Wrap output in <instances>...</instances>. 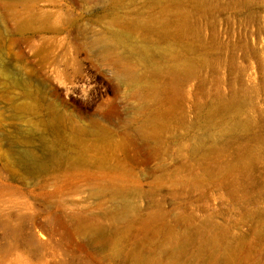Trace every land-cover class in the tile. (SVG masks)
<instances>
[{
	"label": "rangeland",
	"instance_id": "rangeland-1",
	"mask_svg": "<svg viewBox=\"0 0 264 264\" xmlns=\"http://www.w3.org/2000/svg\"><path fill=\"white\" fill-rule=\"evenodd\" d=\"M244 1L0 0V264H264V0Z\"/></svg>",
	"mask_w": 264,
	"mask_h": 264
},
{
	"label": "bare ground",
	"instance_id": "bare-ground-1",
	"mask_svg": "<svg viewBox=\"0 0 264 264\" xmlns=\"http://www.w3.org/2000/svg\"><path fill=\"white\" fill-rule=\"evenodd\" d=\"M107 1V0H106ZM148 2L152 1V0H146ZM203 0H199V3H202ZM232 2V0H229V4ZM253 6V0H245L243 2V7L244 8H251ZM166 14V13H165ZM179 31L180 32H190V34H192V30L189 28V25L187 24V21L183 20L182 23L179 25ZM150 28V25H149V22H146V24H144L141 28L137 29V34H139L140 36H142L144 33H146V30ZM159 30L164 33V34H167V35H174V33L176 31L174 30H170V29H167L166 27L164 26H160L159 27ZM179 52L178 49H175V48H169L167 50H164L162 51L161 54H163L164 56L166 57H170L172 55H174L175 53ZM119 55V53H117ZM147 55H149V53H147ZM193 63L191 61H184L176 66H174L173 68V71L176 72V73H186L187 71H189L190 69L193 68ZM8 157L14 161V162H17V163H21V164H24L26 165L27 167H29L31 170H37V169H40L42 168L48 161H44L43 158H44V155L40 157H35V158H32V160L30 162H24V159H21V158H18V156H16L15 154H13L12 151H9L8 150ZM47 158L49 159V157L47 156ZM138 262V261H137ZM140 262V261H139ZM138 262V263H139ZM137 263V264H138Z\"/></svg>",
	"mask_w": 264,
	"mask_h": 264
}]
</instances>
